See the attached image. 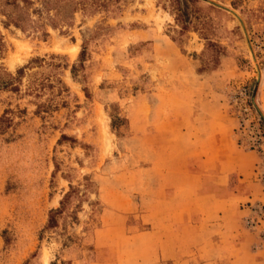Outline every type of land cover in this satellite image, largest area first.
Returning a JSON list of instances; mask_svg holds the SVG:
<instances>
[{
    "label": "rangeland",
    "instance_id": "1",
    "mask_svg": "<svg viewBox=\"0 0 264 264\" xmlns=\"http://www.w3.org/2000/svg\"><path fill=\"white\" fill-rule=\"evenodd\" d=\"M7 1L0 264H264V153L240 144L228 103L233 89L248 86L260 112L264 0H193L183 32L170 0H114L54 27L32 13L34 0H17L31 20L23 30L8 23ZM218 109L235 123L238 147L260 157L261 197L243 203L231 243L211 225L174 234L173 212L157 202L159 180L183 170L179 156L198 140L194 129ZM60 208L57 227L39 238L49 211ZM220 240L226 257L216 259ZM199 248L212 258H197Z\"/></svg>",
    "mask_w": 264,
    "mask_h": 264
},
{
    "label": "crops",
    "instance_id": "2",
    "mask_svg": "<svg viewBox=\"0 0 264 264\" xmlns=\"http://www.w3.org/2000/svg\"><path fill=\"white\" fill-rule=\"evenodd\" d=\"M256 102L264 118L263 83H260ZM230 119L219 110L206 117L205 123H198L194 129L199 132L195 135L198 140H194V146L187 154L179 156L183 170L173 169L171 178L159 180L157 202L164 210L173 212V221L177 224L174 234L181 235L186 227L191 231L201 227L207 229L211 225L218 235L228 236L230 243L235 242V224L247 212V209H241L243 203L261 197L254 179L259 154L238 147L233 134L235 123ZM262 149L264 153V145ZM227 222L232 225L228 226ZM204 235L212 242V234ZM221 243L222 240L214 246L218 252L216 259L226 257ZM194 254L197 258H212L204 255L200 248Z\"/></svg>",
    "mask_w": 264,
    "mask_h": 264
},
{
    "label": "trees",
    "instance_id": "3",
    "mask_svg": "<svg viewBox=\"0 0 264 264\" xmlns=\"http://www.w3.org/2000/svg\"><path fill=\"white\" fill-rule=\"evenodd\" d=\"M8 1L6 4L12 6L14 9V13L6 14L8 23L13 24L15 27L23 30L26 26V22L31 20L28 19V16L26 17L21 13L22 9L16 3L17 0ZM112 1L114 0H34V2H32V6H34L36 3L38 7L33 9L32 13L36 14L39 20L44 19L54 27L57 25L69 24L73 14L79 10L91 12H95L99 9L107 10L109 3ZM23 2L26 4L30 3L26 0H23ZM192 2L193 0H170L169 2V6L175 16V22L180 27L181 32L189 30L190 26L192 25ZM32 23L35 24L36 21L32 20ZM32 28L38 29L42 28V26L32 25ZM83 57L84 51H82L80 54V61L83 60ZM22 72V69H20L18 74H22ZM8 122H10V120H8L6 117L0 118V131L4 129V125ZM69 194L70 192L65 195L64 200L69 197ZM61 212V208L49 211L47 224L40 231L39 238L42 237L44 232L57 227V216Z\"/></svg>",
    "mask_w": 264,
    "mask_h": 264
},
{
    "label": "built area",
    "instance_id": "4",
    "mask_svg": "<svg viewBox=\"0 0 264 264\" xmlns=\"http://www.w3.org/2000/svg\"><path fill=\"white\" fill-rule=\"evenodd\" d=\"M228 103L237 119L240 144L244 143L250 150L260 151L264 144V118L255 107L251 88L239 86L233 89L228 97ZM259 177H264V158L259 169ZM246 225L252 227L253 221L247 219Z\"/></svg>",
    "mask_w": 264,
    "mask_h": 264
}]
</instances>
